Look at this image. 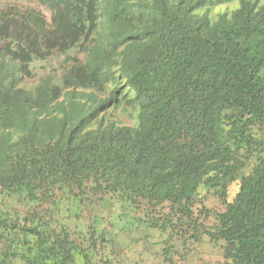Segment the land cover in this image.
I'll use <instances>...</instances> for the list:
<instances>
[{
    "label": "trees",
    "instance_id": "1",
    "mask_svg": "<svg viewBox=\"0 0 264 264\" xmlns=\"http://www.w3.org/2000/svg\"><path fill=\"white\" fill-rule=\"evenodd\" d=\"M37 5L0 7V264H108L117 205L264 264V0ZM54 54L60 77L27 87ZM200 188L222 205L209 228Z\"/></svg>",
    "mask_w": 264,
    "mask_h": 264
},
{
    "label": "rangeland",
    "instance_id": "2",
    "mask_svg": "<svg viewBox=\"0 0 264 264\" xmlns=\"http://www.w3.org/2000/svg\"><path fill=\"white\" fill-rule=\"evenodd\" d=\"M16 3L22 7L40 10L48 16V13L37 5V0H0V7ZM237 6V2H234L202 9L199 13L216 19L219 14L230 12ZM61 61L62 57L59 54H54L50 60L34 61L31 65L33 76L26 79V86L34 85L40 78L49 74L59 78L63 72L60 70ZM118 120L126 125L135 123L130 113H122L120 110ZM237 189L238 183L229 186L228 201L232 200ZM199 197H201L199 207L204 208L207 215L211 216L207 223L204 222L203 217L199 218V222L204 226L206 224L209 228L212 216L222 211V205L218 198L212 193H207L203 188L199 189ZM142 208L143 206L139 207V210L133 214L130 210L117 205L115 216L106 220L108 215H104L102 227L111 242L103 251V260L106 259L108 264H221L223 262L221 241H211L205 234H200L197 239H193L191 237L193 231L188 230L183 233V228L180 226H176L173 233L168 227L167 230L151 227L146 217L149 213ZM116 215L120 216L117 218ZM92 216L81 220L78 226L68 221L69 227L74 231L81 230L83 224L92 220ZM157 219L154 218L156 221ZM158 222L162 223V220ZM91 264L100 263L96 258Z\"/></svg>",
    "mask_w": 264,
    "mask_h": 264
}]
</instances>
